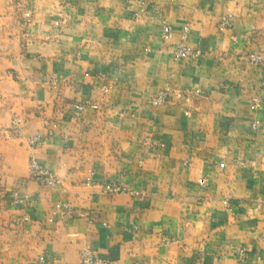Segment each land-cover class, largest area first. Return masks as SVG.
<instances>
[{
    "label": "crops",
    "instance_id": "0c3cea01",
    "mask_svg": "<svg viewBox=\"0 0 264 264\" xmlns=\"http://www.w3.org/2000/svg\"><path fill=\"white\" fill-rule=\"evenodd\" d=\"M185 27L204 54L176 60ZM255 53L264 0H0V264H77L85 246L113 264H264ZM185 88L191 100L174 95ZM31 156L62 182L33 179Z\"/></svg>",
    "mask_w": 264,
    "mask_h": 264
},
{
    "label": "built area",
    "instance_id": "2783aa9c",
    "mask_svg": "<svg viewBox=\"0 0 264 264\" xmlns=\"http://www.w3.org/2000/svg\"><path fill=\"white\" fill-rule=\"evenodd\" d=\"M144 9L140 6L137 10L134 11V20H140ZM27 21L31 20V14L26 13ZM233 25V15L227 14L221 18L220 21V29L225 31L227 28ZM188 28H184L182 32V40L180 43L176 44L174 50V58L176 60H183L186 58H195L204 54V51L201 49H193L186 44V40L188 38ZM162 35L164 38L169 39L172 37V28L170 24L167 22H163L162 24ZM250 62L254 64H261L264 66V56L260 53L249 54L248 56ZM172 88L167 84L164 86L162 90H160L156 96L150 99V104L153 107H156L160 104L168 102L169 97L171 96ZM183 93L193 94L194 90L189 88H185L184 90L176 91V94L181 96ZM261 103V98L259 96H253L251 98V108L257 109ZM79 110H84L86 108H97L96 104L84 105L79 104ZM19 122L17 120H13L11 124L10 131L14 133L19 138H22L31 148H36L42 143L43 136L41 134H33V135H25L23 131L18 127ZM254 127L257 126L256 122L253 124ZM145 144L152 143L150 138L145 139ZM30 176L39 181L42 184L46 185H55L61 183L62 180L59 178L55 172L49 170L41 163H39L34 156H31L30 161ZM90 179V178H89ZM87 183H90V180H87ZM103 191L108 194H133L139 195L140 192L134 189H131L127 186H123L118 182H106L103 184ZM135 229H138V226H135ZM137 234V231H136ZM236 252L239 254L242 263L245 261V252L241 247H237ZM114 262L103 258L97 250H94L90 246L83 247L79 252V257L77 264H113ZM37 264H47V259L44 256H40ZM140 264V263H135Z\"/></svg>",
    "mask_w": 264,
    "mask_h": 264
},
{
    "label": "rangeland",
    "instance_id": "374dc122",
    "mask_svg": "<svg viewBox=\"0 0 264 264\" xmlns=\"http://www.w3.org/2000/svg\"><path fill=\"white\" fill-rule=\"evenodd\" d=\"M174 95H177L175 91H174ZM177 96H179V95H177ZM190 96H191V94L183 93L181 96H179V98H180V99H184V100L186 101V100H188V99L191 100V99L193 98V97H190ZM189 97H190V98H189ZM169 100H170V99H169ZM169 100H168V101H169ZM165 103H166V102H165Z\"/></svg>",
    "mask_w": 264,
    "mask_h": 264
}]
</instances>
